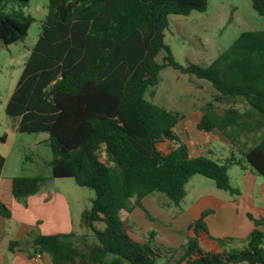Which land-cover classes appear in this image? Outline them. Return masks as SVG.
<instances>
[{
	"label": "trees",
	"instance_id": "obj_1",
	"mask_svg": "<svg viewBox=\"0 0 264 264\" xmlns=\"http://www.w3.org/2000/svg\"><path fill=\"white\" fill-rule=\"evenodd\" d=\"M29 0L0 1V41L9 45L23 40L32 17L6 12V2L25 6ZM208 0H48L40 33L11 92L5 114L18 118L16 131L47 132L46 143L54 178L71 177L80 187L94 191L81 224L91 228L94 241L75 245L72 233L37 235L32 253L45 254L51 264H264V232L254 220L240 248H226L230 238L212 237L203 222L206 212L187 225L185 241L177 248L155 249L128 234L120 214L140 206V200L162 192L178 205L184 185L193 175L212 179L232 193L228 165L240 164L231 157L218 163L205 156H190L175 133L183 118L150 100V87L158 83L162 67L169 66L189 78L208 81L215 102L242 97L264 124V29L241 32L207 66L182 65L164 42L168 16L204 11ZM264 16V0H251ZM164 51L163 63L155 56ZM210 101L206 104L210 105ZM207 111L197 129L224 133ZM225 125V126H224ZM5 136L0 137L4 141ZM169 143L166 151L158 148ZM246 163L264 178V129L259 139L241 152ZM0 154V174L4 165ZM39 175L11 178L17 200L35 193ZM0 215L10 216L0 199ZM103 223V228L94 226ZM203 244L216 249L206 250ZM18 245L10 243V247Z\"/></svg>",
	"mask_w": 264,
	"mask_h": 264
},
{
	"label": "rangeland",
	"instance_id": "obj_2",
	"mask_svg": "<svg viewBox=\"0 0 264 264\" xmlns=\"http://www.w3.org/2000/svg\"><path fill=\"white\" fill-rule=\"evenodd\" d=\"M47 8L48 0H29L23 7L12 2L5 4L4 11L19 12L32 17L33 20L23 40L9 45H4L0 41V137L8 136L12 149L7 155L5 172L28 177L39 175L43 178L42 183L52 186L56 184L66 195L72 205L73 236L69 239L81 247L84 243L94 241L91 228L81 224L82 210L90 207L94 191L78 186L71 177L53 179L56 180L55 183H49L48 178L52 176L49 165L52 158L50 148L45 142L33 145L36 140L46 138L48 133L18 131L13 133L18 118L5 114L6 102L40 33ZM252 29H264V16L258 15L252 8L251 0H208L205 11H192L185 16L170 14L168 27L164 31V42L178 63L207 66L241 32ZM164 55L165 52L160 51L155 56V61L162 64ZM194 83L200 84L201 87L196 88ZM149 90L153 95L150 97L147 92L146 99L168 110L185 113L187 108L189 110L194 106L200 105L205 108L210 101L208 111L218 119L217 121L230 110L228 116L235 122L234 125L231 124V129L230 127L225 129L229 130L232 137V149L236 156L239 155L238 150L245 151L251 147L264 129L260 115L241 98L215 102L212 97L216 92L208 81L194 77L190 81L187 75L180 74L169 66L162 67L158 83ZM216 105L221 110L213 107ZM227 108L229 109L226 110ZM13 135L15 139H12ZM5 149L0 142V150ZM232 168H228L230 183L236 186L239 180H235ZM207 180L212 182L211 179ZM180 205L181 203L171 204L162 192H153L140 200V206L133 207L128 213L122 212L120 216L126 219L129 225L128 234L132 239L147 242L148 233L152 232L150 245L155 249L168 250L179 247L185 241L184 231L188 225L186 219L175 217L179 213ZM94 226L101 229L104 225L95 222ZM238 247L240 246L235 248Z\"/></svg>",
	"mask_w": 264,
	"mask_h": 264
},
{
	"label": "crops",
	"instance_id": "obj_3",
	"mask_svg": "<svg viewBox=\"0 0 264 264\" xmlns=\"http://www.w3.org/2000/svg\"><path fill=\"white\" fill-rule=\"evenodd\" d=\"M189 79L191 81V78ZM194 86L201 87L200 84L195 83ZM237 98L244 101L242 97H236L233 100ZM209 106L203 108L198 105L189 110L187 108L185 113L177 111L183 115V118L175 125L174 130L180 141L186 146L190 156H210L211 160L218 163H225L231 157L239 160L240 164L228 165L226 169L229 178L228 168L233 167L231 171L235 175V180L239 181L234 186L230 183L229 178V183L232 188L237 189V192L232 193L220 189L212 179V182H209L207 177L193 175L184 185L185 195L180 201L179 213L175 217L184 218L186 224H190L198 219L203 212H206L203 222L212 237L232 239L226 243L227 249L236 246L242 247L249 232L255 226L254 220L264 219V178L246 163L241 150H238L239 155L234 154L232 137L229 130L225 129V127L231 129L234 120L233 123L224 125V133L217 128L210 131L197 129L196 125L204 112L207 111L214 117L208 111ZM213 107L221 110L218 105ZM229 113L230 110L219 121L215 117L214 120L223 125V120ZM16 125H14L13 133L16 132ZM47 138L48 135L46 138L36 140L33 145L41 142L46 143ZM12 139H15V136ZM0 142L3 147H6L5 151L0 150V154L5 159L0 174V199L10 210L9 217L0 215V264H51L50 258L45 254H41L39 261L34 259L32 239L37 235L73 233L72 205L56 184L52 186L42 183L35 193L23 199H15L10 188L11 178L27 175L5 172L7 155L12 149L8 136H5L4 141ZM168 147L169 143L158 145L162 151H166ZM53 179L57 178L52 176L48 178L49 183H55L56 180ZM163 203L169 204L167 201H163ZM258 228L264 232V221L258 224ZM12 242H17L18 245L10 247ZM202 246L206 250L216 249L212 245L203 243Z\"/></svg>",
	"mask_w": 264,
	"mask_h": 264
},
{
	"label": "built area",
	"instance_id": "obj_4",
	"mask_svg": "<svg viewBox=\"0 0 264 264\" xmlns=\"http://www.w3.org/2000/svg\"><path fill=\"white\" fill-rule=\"evenodd\" d=\"M34 259L37 260V261H39L41 259V254L40 253H36L34 255Z\"/></svg>",
	"mask_w": 264,
	"mask_h": 264
},
{
	"label": "water",
	"instance_id": "obj_5",
	"mask_svg": "<svg viewBox=\"0 0 264 264\" xmlns=\"http://www.w3.org/2000/svg\"><path fill=\"white\" fill-rule=\"evenodd\" d=\"M1 1V0H0Z\"/></svg>",
	"mask_w": 264,
	"mask_h": 264
}]
</instances>
